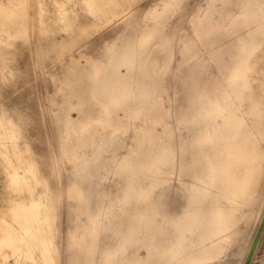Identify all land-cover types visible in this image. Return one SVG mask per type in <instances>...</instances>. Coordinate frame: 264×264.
Segmentation results:
<instances>
[{
    "label": "bare ground",
    "instance_id": "bare-ground-1",
    "mask_svg": "<svg viewBox=\"0 0 264 264\" xmlns=\"http://www.w3.org/2000/svg\"><path fill=\"white\" fill-rule=\"evenodd\" d=\"M86 1L100 5L106 2ZM130 1L107 0L111 3L107 22L132 12ZM210 1L208 9L217 15L215 22L200 18L195 11L190 15L191 28L176 30L184 0H164L161 10L155 5L149 12L151 26L140 29L131 41L119 44L113 53L108 52L112 57H122L121 60H104L107 52L104 48L98 56L88 58L81 71L70 67L68 80L79 72L88 75L82 94L77 92L78 87L69 94L82 100L99 96L96 87L102 83L103 73L107 78V73H113L120 66L128 70L125 80L121 78L123 84L125 81L126 100L121 107L120 122L110 119L117 108L113 104L109 120L105 119L107 90L100 93L104 102L98 104V115L94 117V106L84 109L79 128L71 121L70 114L66 115L65 108H60L57 116L62 125L61 137H79L71 145L61 143L60 149L62 158L67 156L73 164L72 187L82 205L86 201V184L82 186L76 179L88 167L96 172L106 162L105 144H99L98 138L108 128L117 130L124 123L126 131L135 132L131 142L125 141V151L116 160L117 174L125 176L127 191L115 204L120 207L124 201L140 195L142 206H137L136 221L128 232L122 233L118 227L112 229L119 242L114 244V249H128L126 255L118 250L121 259L114 264H227L225 258L239 243V251L233 252L240 257L237 264H244L251 247L248 264L264 257V249L260 252L264 247V196L258 209L244 219L245 222L253 219L251 233L247 236L241 227L242 208L250 205L264 181V77L254 76L257 53L264 50V0H235L239 7L236 15L229 0ZM100 5L90 8L94 17L103 9ZM7 15L15 25V14ZM61 17L67 19L69 15L65 12ZM84 27L82 36L87 31ZM154 35L162 37L153 46L165 51V67L171 64L176 50L182 54L181 66L167 82L164 76L154 78L150 63L144 60ZM262 71L264 74V68ZM188 77L187 85L181 88L180 84ZM111 82L115 83L113 78ZM109 96L117 100V86L111 88ZM171 118L178 125L185 124V131L173 129ZM155 123L161 125V131L152 126ZM87 135L89 139H84ZM80 146H85L87 151L78 152ZM11 163H15V169L21 166L19 161L11 160ZM49 163L50 176H60ZM192 165H195L194 171L188 174V167ZM132 169L136 174L133 175ZM44 181L54 217L57 189L48 179ZM170 192L187 197L181 215L175 216L168 209L165 196ZM101 210L109 223L114 214L105 205ZM38 212L36 207L35 213ZM89 220L92 224L96 222L91 213ZM95 239L80 238L83 264H96L91 246ZM116 254L113 248L106 249L105 262L112 261ZM73 263L79 264L77 258Z\"/></svg>",
    "mask_w": 264,
    "mask_h": 264
},
{
    "label": "rangeland",
    "instance_id": "rangeland-1",
    "mask_svg": "<svg viewBox=\"0 0 264 264\" xmlns=\"http://www.w3.org/2000/svg\"><path fill=\"white\" fill-rule=\"evenodd\" d=\"M163 1L132 0V12L122 19L107 22L106 13L111 6L107 0L102 5L86 0H0V264H74L76 258L79 264H83L82 236L87 237L88 241L97 237L91 245L96 264L116 263L115 260L121 259L118 250L124 255L128 253L126 248L114 249V244L119 242L118 235L112 229L118 227L122 233L130 230L129 227L137 218L141 196L135 195L128 202L120 204V207L115 204L117 198L124 197L127 191L125 176L117 174L115 164L125 151V141L131 142L135 132L132 129L126 131L124 123L123 127L119 124L117 130L108 128L98 138L99 144H105L106 162L96 172L88 167L76 179L82 186L86 184V201L82 205L72 187L73 164L67 156L62 158L60 149L61 143L71 145L79 137H61L62 125L57 121V116L60 108H65L66 115L70 114L71 121L79 128L84 109L94 106V117L98 115V104L104 102L100 93L104 94L107 90L109 101L104 102L105 119L109 120L110 106L113 104L117 108L110 114V119L121 121V107L126 100L123 90L125 81L123 84L121 78L125 80L127 68L120 66L113 73H107V78L103 73L102 83L96 87L99 96L82 100L75 96L69 97V94L74 87H78L77 92L82 94L81 89L88 84V75L79 72L68 80L70 67L81 71L87 59L98 56L104 48L107 51L104 60H121L122 57H112L108 52L113 53L119 44L131 41L140 29L151 26L152 21L147 18L149 12L155 5L161 10ZM208 2L211 1L184 0L182 13L177 19L180 20L179 25L174 23L172 26L176 24V30L191 28L190 15L195 11L200 18L215 22L217 15L208 9ZM229 4L236 15L239 9L236 1L229 0ZM99 5L103 9L94 17L90 8ZM12 12L17 21L15 25H12L7 15ZM65 12L69 15L67 19L61 17V13ZM67 24H71L70 27ZM83 26L87 29L84 36ZM161 39L157 35L151 38L144 60L150 63L154 78L164 76L167 82L181 66L182 54L176 50L171 64L165 67V51L153 46ZM257 61L254 76L262 78L264 50L257 53ZM182 68L185 67L182 65ZM196 70L199 71L200 66ZM111 78L115 83L111 82ZM188 81L189 77L180 87L184 88ZM116 86L117 100L114 97L110 99V90ZM167 104L164 102V105ZM170 123L173 129L185 131V124L178 125L172 118ZM152 126L158 131L162 130L158 123ZM84 139H89V135ZM84 151L87 148L80 146L78 152ZM11 160L19 161L21 166L15 169V163H11ZM47 163L53 164L55 174L59 172L60 176L51 177L52 169ZM194 168L195 165L188 167V174ZM131 172L136 174L135 169ZM45 178L51 185L55 184L57 189L54 217L49 208L50 197L45 192ZM263 196L264 181L250 205L242 208L241 227L246 235L252 231L253 219L249 222L244 219L258 209ZM165 198L171 213L175 216L183 213L186 196L170 192ZM102 205L114 214L109 223L104 219L106 214L101 210ZM36 207L38 213H35ZM89 213L96 218L95 224L89 220ZM256 217L260 218L259 215ZM83 224L85 226L80 228ZM239 245L232 247L225 263L239 262L240 257L233 255V252L239 251ZM110 248L117 254L111 258L112 261L105 262L104 252ZM129 251L132 252V249ZM139 253L142 255L143 250L140 249ZM253 264H264V257Z\"/></svg>",
    "mask_w": 264,
    "mask_h": 264
},
{
    "label": "water",
    "instance_id": "water-1",
    "mask_svg": "<svg viewBox=\"0 0 264 264\" xmlns=\"http://www.w3.org/2000/svg\"><path fill=\"white\" fill-rule=\"evenodd\" d=\"M252 250H253V248L251 247L250 250H249L248 256H247V258H246V260L244 262V264H248V261H249L248 259H249V256L252 254Z\"/></svg>",
    "mask_w": 264,
    "mask_h": 264
}]
</instances>
